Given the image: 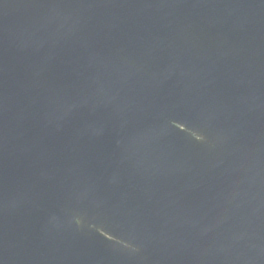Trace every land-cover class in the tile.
I'll return each mask as SVG.
<instances>
[{
    "label": "water",
    "instance_id": "water-1",
    "mask_svg": "<svg viewBox=\"0 0 264 264\" xmlns=\"http://www.w3.org/2000/svg\"><path fill=\"white\" fill-rule=\"evenodd\" d=\"M0 264H264V0H0Z\"/></svg>",
    "mask_w": 264,
    "mask_h": 264
}]
</instances>
